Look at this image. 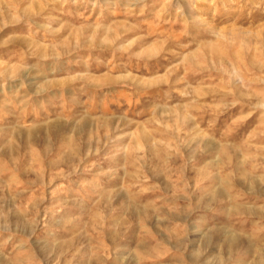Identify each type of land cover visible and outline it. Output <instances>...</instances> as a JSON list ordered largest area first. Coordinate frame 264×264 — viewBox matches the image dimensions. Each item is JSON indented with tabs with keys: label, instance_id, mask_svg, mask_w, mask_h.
Masks as SVG:
<instances>
[{
	"label": "rangeland",
	"instance_id": "obj_1",
	"mask_svg": "<svg viewBox=\"0 0 264 264\" xmlns=\"http://www.w3.org/2000/svg\"><path fill=\"white\" fill-rule=\"evenodd\" d=\"M257 262L264 0H0V264Z\"/></svg>",
	"mask_w": 264,
	"mask_h": 264
},
{
	"label": "bare ground",
	"instance_id": "obj_2",
	"mask_svg": "<svg viewBox=\"0 0 264 264\" xmlns=\"http://www.w3.org/2000/svg\"><path fill=\"white\" fill-rule=\"evenodd\" d=\"M229 242H230V245H231L234 241H229ZM256 264H260V263L257 262Z\"/></svg>",
	"mask_w": 264,
	"mask_h": 264
}]
</instances>
